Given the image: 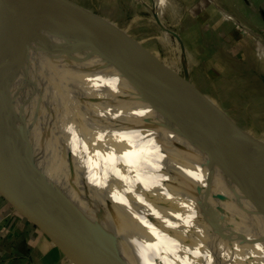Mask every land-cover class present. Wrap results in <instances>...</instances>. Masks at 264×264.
Returning a JSON list of instances; mask_svg holds the SVG:
<instances>
[{
  "label": "bare ground",
  "instance_id": "bare-ground-1",
  "mask_svg": "<svg viewBox=\"0 0 264 264\" xmlns=\"http://www.w3.org/2000/svg\"><path fill=\"white\" fill-rule=\"evenodd\" d=\"M157 1L158 13L149 7L156 20H159L158 15L161 23L166 21L163 10L168 6L171 8L170 12L174 11L172 16H175V6L170 4H175L176 0ZM0 13L5 15V19L0 21V29L10 35L17 46L40 44L65 51L66 37L52 24L39 22L31 25L24 20L18 23L23 18V13L15 0H0ZM133 21L138 19L134 18ZM165 28L160 27L158 34L165 61L171 69L176 66L175 63L181 69H193L194 80L190 82L193 92L190 93L195 95L200 89L196 81L201 76L199 62L184 48L178 49L180 47L171 42ZM107 31L124 48L128 80L135 85L159 87L155 72L147 66L139 53L124 44L112 29ZM82 40L86 52L85 62L92 66L91 71L74 73L70 77H59L60 74L56 72L57 77L54 79H60L49 81L45 80V73H35L37 86L40 90L44 86L45 90L56 89L49 94L42 93L50 104L49 107L53 106L58 110L70 125L97 135L106 146L107 153L98 150L103 161L85 177L75 174L74 162L65 156L60 140L46 126V111L41 117L36 107L34 88H26L25 84H31L26 79L20 80L8 86L6 98L16 114V130L34 148L40 163L56 178L89 191L92 195L103 196L120 204L128 223L124 228L116 230V236H119L121 244L132 253L127 256L133 264H179L182 245L188 246V240L192 239L195 240L198 254L191 258L190 264H236L233 255L239 264H264V229L259 232L252 218L244 217L246 220L236 230L240 234L227 240L211 235L201 226L203 222H210L233 211V205L237 201L245 203L253 200L254 196L233 193L218 179L206 177V168L201 163L202 157L194 155L195 150L182 137V148L179 151L186 158L183 157L185 161L182 162L176 160L174 156H182L176 150H170V136L163 135L155 127L158 123L148 106L139 102L124 105L116 97L115 93L120 91L121 81L114 74L112 65L103 52L109 48V43L89 33L84 34ZM166 75L172 76L170 71ZM180 85L187 87L183 79ZM8 104L7 110L10 108ZM190 109L205 119H214V115L205 108ZM195 132L200 133L199 136L206 138L211 144L216 142L215 135H205L197 128ZM48 154L53 156L52 159ZM175 196L183 199L190 209L185 226H181L182 215L179 211L175 213L172 206L165 202L167 197L172 200ZM148 200L174 231H152L154 236L167 240L172 246L162 263L147 254L144 248L145 239L138 231V216ZM188 224L189 229L186 226ZM205 254L208 255L209 262L204 260Z\"/></svg>",
  "mask_w": 264,
  "mask_h": 264
},
{
  "label": "water",
  "instance_id": "water-1",
  "mask_svg": "<svg viewBox=\"0 0 264 264\" xmlns=\"http://www.w3.org/2000/svg\"><path fill=\"white\" fill-rule=\"evenodd\" d=\"M15 2L23 13V18L19 20L20 22L17 20L18 23H22L23 20L31 25L48 22L66 37L65 51L40 44L17 46L12 42V37L0 29V147L27 176L29 182L41 188L48 196L53 215L66 212L54 204L47 189L64 208L108 248L118 254H132L121 244L119 236H116V230L124 228L128 223L120 204L103 196L92 195L89 191L53 176L40 163L31 144L24 141L16 130V114L6 98L8 86L20 80L24 81L33 73H45L47 77L45 80L49 81L57 77L56 72L60 74L59 77L90 72L92 66L85 62L86 52L82 44L83 35L89 33L109 43V48L104 49L103 52L112 65L114 74L121 81L120 91L115 94L124 105L139 102L148 106L157 120L156 128L174 136L179 134L190 143L195 150L194 155L202 157L201 163L202 167L206 168V177L212 180L218 179L233 193L239 195L247 193L254 196L253 200L245 203L237 201L233 205V211L210 222H203L201 226L211 235L222 240L239 235L240 232L236 230L244 223L246 216L254 220L255 228L259 232L264 229V145L262 140H257L258 138L252 137V133L245 132L229 120L227 121L225 117L218 116L210 108L202 105L197 100V94L190 93L193 91L186 78L183 79L187 85L186 90L179 96L174 95L166 83L164 87L131 83L127 76L126 54L120 41L105 29L92 25L90 20L95 18H87L85 14L71 7L72 5L60 0H15ZM3 19L5 15L0 13V21ZM173 37L178 46L182 48L180 36L173 33ZM136 49L138 51V48ZM149 61L151 62L150 58ZM144 62L158 74L159 66L156 63L146 62L145 59ZM58 78L54 80H59ZM25 87L32 90V85L25 84ZM44 87L38 92L49 94L52 93L50 91L56 90L50 88L45 90ZM167 91L180 98L187 109L205 108L214 115V119H205L184 108L176 111ZM7 104L10 106L8 110ZM196 128L199 131L202 130L205 135H215L216 142L207 144L196 139ZM169 148L176 150L182 156H174L176 160L185 161L183 157L186 158V156L180 153L181 144L171 139ZM49 157L52 159L53 156L49 155ZM186 226L189 229V224ZM75 230L79 234L82 231L76 225ZM83 233L85 238L82 237ZM82 234L78 236L77 245L84 249L85 255L89 254L88 264H94V254L86 233L82 232Z\"/></svg>",
  "mask_w": 264,
  "mask_h": 264
},
{
  "label": "rangeland",
  "instance_id": "rangeland-1",
  "mask_svg": "<svg viewBox=\"0 0 264 264\" xmlns=\"http://www.w3.org/2000/svg\"><path fill=\"white\" fill-rule=\"evenodd\" d=\"M60 1L72 5L71 7L85 14L84 16L89 19L95 18L90 20L92 24L94 22L97 25H102L106 31L112 29L124 44L140 53L139 55L146 62H150V58V63L154 62L159 66L158 74L154 72L160 86L164 87L166 83L172 93L179 96L181 92L186 90L184 86L180 85V80L186 78L188 82L193 81L194 72L193 69H181L178 67V63H175L176 66L172 69L167 65L158 34L160 27H168L165 29L168 38L172 39L171 42L178 46L172 33L179 35L183 47L178 49L184 48L199 62L201 76L199 79L195 77L200 88L197 93V100L218 116L225 117L235 126L239 127L237 125L239 124L241 126L239 128L250 129L252 137L262 140L264 145V119L258 120L255 116L264 113L262 109L264 107V80L259 81L263 88H261V98L257 101L250 100V93H248L250 91L247 87L253 78L251 75L254 70L251 63L254 59L252 53L264 55V0H178V2L176 0L175 4H170L175 6V16H172L174 11L170 12L169 6L163 10L166 23L164 21L161 23L162 20L158 15L157 19L159 18V20H156L155 15L151 13V10L158 13L157 0ZM134 18L138 21L134 22ZM146 20L149 22L146 23ZM12 42L16 43L14 40ZM239 44L246 45L245 49L238 48ZM135 47L138 48L139 52ZM168 70L172 76L166 75L169 74ZM243 85H246V101L245 96L241 93L244 91ZM36 87L38 86L36 85ZM37 92L38 89L36 88ZM168 93L176 111L180 110V107L187 109L180 98L173 96L170 92ZM187 110L196 114L190 108ZM228 113L232 115V119L227 118ZM160 131L163 135H169L170 140L173 139L180 144L181 136L179 134L174 136L170 133L164 134L162 129ZM195 133L196 139L211 144L206 138L199 136L200 133ZM99 144L100 147L103 146L101 143ZM165 202L172 206L175 213L179 211L183 217L180 219L181 226H185L190 211L186 202L178 196L172 200L171 197H167ZM76 223V227H78L80 224ZM82 232L80 231V234ZM84 236L83 233L82 237L85 238ZM194 242L195 240L192 239V241L188 240V246L182 245L178 257L179 264H190L191 258L195 257L197 248ZM91 257L93 262L92 251ZM233 259L236 264H239L234 255ZM204 260L209 262L207 254H205Z\"/></svg>",
  "mask_w": 264,
  "mask_h": 264
},
{
  "label": "crops",
  "instance_id": "crops-1",
  "mask_svg": "<svg viewBox=\"0 0 264 264\" xmlns=\"http://www.w3.org/2000/svg\"><path fill=\"white\" fill-rule=\"evenodd\" d=\"M92 25L104 29L102 25L94 22ZM237 47L244 50L246 45L239 44ZM252 57L254 58L251 62L254 69L251 73L253 78L247 87L250 91L248 92L250 100L257 101L261 98L260 93L263 88L260 82L264 79L260 78H264V55L255 52V54L252 53ZM26 80L32 85L35 93L36 88L40 90L36 87L35 73L28 76ZM243 90L241 93L246 101V85H243ZM49 105L44 95L37 92L36 107L41 117L46 111L47 128L60 140L65 156L74 162L76 166L74 173L85 177L103 161L98 150L102 151L101 153H107V148L97 135L70 125L58 110ZM262 109L264 111V107ZM255 116L258 120L264 119V113ZM227 118L232 119V115L228 113ZM235 124H237L236 121ZM241 129L250 133V129L244 127ZM99 143L103 146L100 147ZM47 192L54 204L67 214L53 215L48 196L41 188L29 182L27 176L0 147V264H88L89 254L85 255L84 249L77 245L80 234L75 230L76 222L80 224L78 228L86 233L95 264H133L127 255L116 253L91 234L48 189ZM158 230L173 231L148 200L138 216V231L145 239L144 248L147 254L162 263L166 260L172 246L167 240L153 235L152 231Z\"/></svg>",
  "mask_w": 264,
  "mask_h": 264
}]
</instances>
